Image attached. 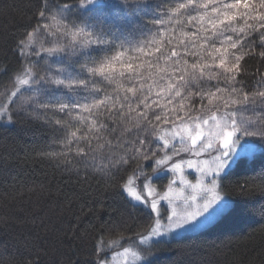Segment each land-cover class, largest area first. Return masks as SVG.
<instances>
[{"label":"snow or ice","instance_id":"snow-or-ice-1","mask_svg":"<svg viewBox=\"0 0 264 264\" xmlns=\"http://www.w3.org/2000/svg\"><path fill=\"white\" fill-rule=\"evenodd\" d=\"M35 9L36 26L15 45L13 87L0 92V127L21 115L57 133L78 123L57 136L68 151L45 155L86 178L119 175L128 218L150 221L113 260L153 264L148 250L161 242L207 236L230 219L264 224V73L250 90L239 78L248 58L264 61V0H37ZM238 171L259 181L240 213L223 194ZM237 187L251 195L249 181ZM124 242L106 246L101 235L89 259L65 264H111ZM21 246L25 264H42L39 244Z\"/></svg>","mask_w":264,"mask_h":264},{"label":"trees","instance_id":"trees-1","mask_svg":"<svg viewBox=\"0 0 264 264\" xmlns=\"http://www.w3.org/2000/svg\"><path fill=\"white\" fill-rule=\"evenodd\" d=\"M36 3L0 0V92L13 87L9 77L20 67L15 45L36 26ZM142 71L147 74L148 70ZM256 73H264V61L248 58L239 78L249 90ZM114 87L106 91L111 93ZM77 127L74 121L66 132L57 133L51 125L45 127L23 115L15 117L12 125L0 127V264H25L24 237L46 250L40 253L42 264H65L69 257L89 259L88 253L101 235L105 245L121 236L127 241L150 223L128 218L118 195L119 175L112 180L99 175L86 178L82 169L58 163L62 157L45 155L68 151L57 136L62 138ZM130 172L131 167L120 175ZM245 180L252 186L249 196L240 195L237 187ZM166 182L167 177L154 181L159 188ZM223 185V194L235 201L238 213L259 197V181L252 173L238 171L225 178ZM109 221L127 227L106 228ZM225 233L234 234L229 237ZM218 240L223 241L221 251L211 247ZM151 252L153 264H264V224H236L230 219L207 236L161 242L153 245Z\"/></svg>","mask_w":264,"mask_h":264},{"label":"rangeland","instance_id":"rangeland-1","mask_svg":"<svg viewBox=\"0 0 264 264\" xmlns=\"http://www.w3.org/2000/svg\"><path fill=\"white\" fill-rule=\"evenodd\" d=\"M51 23H52L53 28L55 29V24H56V22H55V21H51ZM44 39H45V37H44L43 34H39V35L36 36V39H35V45H36L37 48H39L40 44L44 42ZM47 46H48V45L45 44V47H47ZM145 86L147 87V85H145ZM25 96H26V95H25ZM189 179H192L193 182H194V176H190ZM166 184H167V182H166ZM166 184H165V185H166ZM158 188H159V187H158ZM161 188H162V187H161ZM165 239H167V238H165ZM117 241H119V240H114V241H110V242H117ZM107 245H108V244H107ZM107 245H106V246H107ZM127 246H128V245H127V242H126V241H125L123 244H120V243L115 244V246H114V247L108 252V257H109V259H110V261H111V264H124V260H123V258H121V257H116V258L113 260L112 257H113V253H114V252H120V251H122L123 247H127ZM148 251L152 254V252H151V248H150Z\"/></svg>","mask_w":264,"mask_h":264}]
</instances>
